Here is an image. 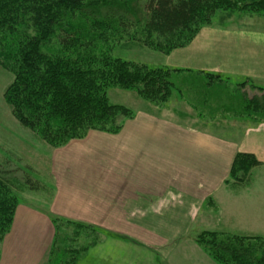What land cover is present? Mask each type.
Masks as SVG:
<instances>
[{"label": "rangeland", "instance_id": "1", "mask_svg": "<svg viewBox=\"0 0 264 264\" xmlns=\"http://www.w3.org/2000/svg\"><path fill=\"white\" fill-rule=\"evenodd\" d=\"M225 12L218 10L213 16V22L223 24ZM212 24L202 28L206 30L211 28ZM223 25L221 29L227 30L228 24ZM130 37L133 36L111 38L108 42L100 43L97 51H106L110 56L144 64L150 68H182L184 71L174 76L177 88L172 90L165 101H157L141 97L133 88L110 87L106 90L109 101L126 108L127 115L118 114L115 127L107 125L104 128L89 129L83 136L60 144L46 141L36 131L18 122L4 98V90L11 82L12 75L0 65V176L9 183L12 196L16 199L12 220L3 238L11 233L15 224L16 227L41 226L43 230L49 229L47 233L51 238L43 254L46 264L51 250L57 246L61 252H70L61 258L63 263L71 258L73 248L79 250L75 252L79 256L75 264H101L105 254H111L114 263L117 259L115 256L119 255L123 264H146L148 249L139 246H149L163 252L164 249L160 247L162 244L171 246V264H195L192 263L194 258L204 261L199 264H218L202 245L197 243L196 236L202 231L239 234L236 232L239 230L218 223V226L222 227L216 229L211 218H204L208 214L213 215V210H217L211 195L202 202L198 215L194 209V212L181 217L176 213V218L172 219L168 218L171 210L176 212L179 205H192L196 201L187 203L183 197L176 194L172 198L158 197L151 201L149 207L155 206L156 210L164 209L163 207L166 209L141 218L137 221V226L129 224L125 228L129 233L122 235L111 234L115 229L122 228L115 227V218L103 220L102 223L98 219L92 222L71 218V204L81 208H86L88 204L97 206L98 200L104 198V193L100 195L98 191L101 186L107 184L108 179H111L112 186L109 190L112 192L108 193L107 199L114 202L117 197L113 185L119 183L118 179L132 178L137 173L135 166H140L139 179L144 180V173H147L151 166H156L153 167L156 174H161L160 170L164 167L176 174L180 166H197L196 163L204 166L207 165L206 161L213 157L214 160H219V178L223 191L239 193L248 187L249 181L256 180L257 186L249 188L250 192L257 190L264 193V185H259L260 181H264V166L258 159V165L231 172L235 154L245 151H237L233 155L231 149L221 145L220 155L212 154L211 140L206 139L203 147L202 139L197 137L215 133L220 136L221 142L241 139L242 128L245 126L243 120L247 114L240 111V95L245 92L246 97L250 98L262 94L261 90L253 86L255 84L250 85V81H245V86L238 88L244 78L231 74L227 44H218L223 49L214 54L213 58L207 54L196 60L194 53L185 54L178 51L179 48L173 53V50L163 53L154 47L142 45L135 37L129 39ZM202 63H213L215 67H219L221 73H224L220 75L222 80L215 73L212 74L218 77L206 75L209 72L195 71ZM207 80H210L212 85L207 87ZM259 121L258 118L257 121H252V124L256 125ZM189 134L194 138L189 139ZM30 185L36 188L32 189ZM81 190L85 194L78 192ZM261 193L259 196H262ZM145 196L146 194H143V197ZM255 202L259 204L261 199L257 201L255 196H249V204L252 206ZM208 203L210 207L213 205V209L206 207ZM248 208L254 215H263L262 223L264 222V209L257 211V208ZM160 214L165 215L158 216ZM240 214V222H245L243 217L250 220L248 213ZM120 224L122 225V220ZM244 226V231L252 230L246 227V224ZM200 228L201 231L198 230ZM108 232L111 233L107 235ZM257 235L264 237V233ZM88 242V249L82 251ZM1 243L2 241L0 260ZM132 244L135 246L129 247ZM181 254L187 256L188 260H181ZM158 259L155 264H170L169 261L159 262ZM111 262L105 259L103 264ZM150 263L149 261L147 264Z\"/></svg>", "mask_w": 264, "mask_h": 264}, {"label": "trees", "instance_id": "2", "mask_svg": "<svg viewBox=\"0 0 264 264\" xmlns=\"http://www.w3.org/2000/svg\"><path fill=\"white\" fill-rule=\"evenodd\" d=\"M218 10L264 13V0H0V65L12 75L4 98L21 125L54 144L115 127L118 114L128 111L109 101L108 88H133L143 98L165 101L177 88L174 76L184 70L150 68L98 52L97 46L131 35L169 53L190 43ZM253 86L262 94L249 98L243 92L240 111L261 119L264 87ZM258 164L254 154L238 152L231 172ZM12 195L0 176V242L12 220ZM196 241L218 264H264L262 236L202 231ZM77 251L71 248L63 263L70 252L57 246L47 264H75Z\"/></svg>", "mask_w": 264, "mask_h": 264}, {"label": "crops", "instance_id": "3", "mask_svg": "<svg viewBox=\"0 0 264 264\" xmlns=\"http://www.w3.org/2000/svg\"><path fill=\"white\" fill-rule=\"evenodd\" d=\"M224 15L226 16L225 19L222 20V23L228 24L227 30L221 29L224 25L220 22L214 23L212 19L211 23L213 24L211 28H207L206 30L201 28L190 43L179 48L178 51H182L185 54L194 53L196 60L201 57V55L207 54H210V57L213 58L214 54L223 49V47H219L218 44L225 43L227 44V59L231 74L242 76L244 78L242 81H250L251 84L264 87V13H249L237 10L227 11ZM175 51L176 49L171 53ZM183 69L194 70L192 68ZM195 71L215 73L219 76L224 74L221 73V69L215 67L213 63L210 65H203L202 63V65L195 68ZM257 119V117L252 115H247V117L244 118L243 123H245V126L242 128V138L239 140L221 142L220 136L215 133L211 135L208 134L210 137L205 135H198L197 137L202 139L203 147H205L206 139L211 140L212 154L215 153L216 155H220V146L223 145L231 149V154L233 155L237 151L253 153L264 166V118H261L258 124L253 125L252 121L255 122ZM189 137V139H191V137L194 138L191 134H189ZM218 161V159L214 160L212 157L210 160L206 161L207 165L204 166H199L197 163V166H180L179 172L176 174H172L169 170H166L165 167L160 170L162 172L161 174H156L153 169V167L156 166H151L147 169V173H144L146 175V179L144 180L139 179L140 166H135L137 167V173H135L132 178L118 179L117 182L119 183L113 185L115 186V194L117 197L114 202H109L107 199L108 193L112 192L109 190L112 186L110 182L111 179H108L107 184L101 186L100 191H98L100 195L104 193L103 201L101 199L100 201L98 200L99 204L94 201L97 206L88 204L86 208L71 204V218L91 220L92 222L98 219L101 223L103 220L115 218L117 220L115 227L122 226V228L115 229V232L112 233L108 232L107 235L110 233L112 235H122L129 233V230L127 232L125 231L126 226L128 227L129 224H135L137 226V221L141 218L149 216L150 213L155 215L166 209L163 207L164 209L156 210L155 206H153V208L149 207V204L152 203L151 201L158 197L172 198V196L176 194L183 197L187 203L188 201H196V203L192 205H179L176 212L171 210L168 218L172 219L174 217L176 218V213H178L179 217L194 212V209L197 213L198 209L202 207V202L211 195V197H213V203L217 206V210H213V215L208 214V216H204V218H211L216 229L222 227L221 225H229L233 227L232 229H238L239 231L236 232L239 234L257 235L264 233V222L262 223L263 215L259 216L255 214V216L248 208H257V211L264 209V193L257 190L250 192L249 190V188L257 186V181H249L247 184L248 187L241 190L239 193L235 191L229 192V190L223 191L221 189V179L219 178ZM157 175H161L162 177H157ZM259 185H264V181H260ZM78 192L85 194L83 190ZM260 193L262 196H259ZM143 194H146V196L143 197ZM249 196H255L257 201L261 199V202L259 204L255 202L251 206L249 204ZM197 200L199 201L197 202ZM146 203L147 205L145 206ZM209 204L210 203H208L206 207L209 208ZM210 208L213 209V205H211ZM241 212L248 213L250 220L253 216L254 219L251 221L246 217H243L245 222L242 221L246 224V227L251 228L253 231L243 230L245 226L239 221ZM161 215L165 214H160L158 216ZM120 220H122V225L120 224ZM217 223L221 225L218 226ZM18 224H20V222H18ZM198 230L201 231L202 229L200 228ZM47 232H49V229L45 228L43 230L41 226L16 227L15 224L11 233L2 240L0 264H46V262L43 261V254L51 238L50 234ZM156 234L154 233V235ZM159 239L158 237V240ZM169 243L171 244L172 241H169ZM133 246L135 245H129V247ZM139 247L148 249L147 258L145 260L146 264L149 261L151 262L150 264H155V260L158 258L157 261L159 262L166 260L169 261L170 264L172 263L170 259L173 256L170 252L171 246L167 244H162V246H160L164 249L163 252H159L157 249L149 246ZM118 256H115L117 259L114 263V257L111 254H105L103 255L101 264H103L105 259L112 261L111 264H123L120 262V256L119 258ZM180 258L181 260H188V257L182 254ZM189 260L192 259L189 258ZM192 261V263L195 264L204 263L203 260L199 261L197 258H194Z\"/></svg>", "mask_w": 264, "mask_h": 264}]
</instances>
